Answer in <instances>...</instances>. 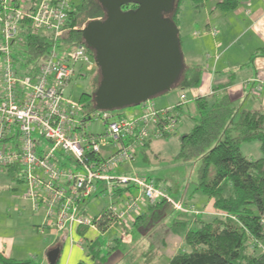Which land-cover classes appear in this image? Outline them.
<instances>
[{
	"label": "built area",
	"instance_id": "obj_1",
	"mask_svg": "<svg viewBox=\"0 0 264 264\" xmlns=\"http://www.w3.org/2000/svg\"><path fill=\"white\" fill-rule=\"evenodd\" d=\"M72 2L30 0L27 6L19 0H0V172L13 169L25 185L22 198L29 201L33 212L42 214L41 231L46 227L63 231L73 226L98 229L105 220L111 221L110 228L116 222L127 223L139 213L142 202L172 203L176 210L190 213L192 205L172 202L153 179L134 170L118 173L150 139L176 130L179 109L187 102L185 92L178 94L171 107L159 108L146 100L129 119L111 120L109 111H99L93 118L83 114L84 104L66 96L65 90L73 77L83 75L84 65L91 69L95 64L85 44L63 46L68 32L85 25H69ZM25 19L30 33L52 39L48 53L32 73L18 70L13 59L14 44L18 40L21 43L19 31ZM98 119L103 132L88 133L87 125ZM44 142L50 144L48 149L43 148ZM98 184L110 198L122 190L119 196L123 204L90 217L86 203L98 191Z\"/></svg>",
	"mask_w": 264,
	"mask_h": 264
},
{
	"label": "trees",
	"instance_id": "obj_2",
	"mask_svg": "<svg viewBox=\"0 0 264 264\" xmlns=\"http://www.w3.org/2000/svg\"><path fill=\"white\" fill-rule=\"evenodd\" d=\"M183 1L176 0L173 12L167 15L177 27ZM198 1L193 0L196 5ZM238 2L218 0L216 8L228 12L234 10ZM136 7L135 4H128L122 9ZM68 14L71 27L87 19L105 17L98 0H73ZM21 26V43L14 49L13 59L18 70L32 73L48 53L52 39L49 35L30 33L26 19ZM76 43L84 44L81 30L68 32L63 39V46ZM88 52L94 60L93 51L88 48ZM98 82L99 77L96 81L93 78V90L82 94L81 103L94 106L93 94ZM194 102L197 118L190 132L180 137L178 157L183 160L197 158L200 152L209 147L200 158L195 190L212 200L213 208L224 215L209 220L196 215L194 225L186 230L184 228L185 250L174 254L167 264H264V250L256 254L249 249V241L261 243L264 237V113L240 109L227 96L217 99L212 95L197 97ZM251 142L259 143L261 156L256 159H250L241 152V145ZM12 170L8 169L7 175L19 182ZM121 193L122 190H117V195ZM158 204L148 205L151 213L162 208L163 202ZM138 217L143 216L140 214ZM182 222L189 223L190 219ZM110 223L109 220L102 221L98 229L105 232ZM86 228H81V235ZM175 231L181 232L179 229ZM100 243L95 242L96 245ZM0 262L24 264L5 259L1 254Z\"/></svg>",
	"mask_w": 264,
	"mask_h": 264
},
{
	"label": "crops",
	"instance_id": "obj_3",
	"mask_svg": "<svg viewBox=\"0 0 264 264\" xmlns=\"http://www.w3.org/2000/svg\"><path fill=\"white\" fill-rule=\"evenodd\" d=\"M19 1L22 2V0ZM217 1L214 4H208L207 0H200L197 5L193 0L188 1L191 5L190 9L193 10L191 11V24L194 25L192 38L195 40L192 45L186 46V49L183 48V36L180 28L183 4L181 5L178 14V28L185 64V73L180 79L182 92H185L187 96V103L194 102L197 97L212 95L217 99L227 96L232 104L240 109L257 110L264 113V0H239L237 7L228 12L217 9ZM28 5L30 3H27ZM211 29H215V34L211 33ZM202 30H206V32L201 34ZM194 32L199 33L194 35ZM199 56L206 57L207 61L203 62ZM183 87H189L191 92H187ZM177 97V93L172 97L175 103ZM166 101L161 105H155L162 108L175 104L174 102L166 104ZM195 114L197 115V111ZM245 144H248V156L251 153L256 158L261 156L259 143L251 142L242 145L245 146ZM133 170L135 169L132 164H126L118 169V173L128 174ZM5 175L7 173L0 172V181ZM5 186L9 190L15 189L9 184ZM8 191L7 189L3 190L2 187L0 189V254L5 259L24 264H48L47 252L59 245L60 255L56 264H103L107 256L110 257L112 253L117 252L118 247L122 246L127 249L133 248V246L139 247L142 246L143 240L147 236L145 241L149 240L150 233L146 234L147 232L143 233L145 238L142 242L139 241V238L131 237V234H125V239L122 240V231L119 226L118 231L108 239L112 242L111 245L107 243L109 246L106 247V250H98L97 247L100 245H96L95 242L104 238L107 231L101 232L99 229L86 228L81 235L82 227L73 226L63 230L60 237V241L63 243L59 242L58 234L62 231H55L47 227L41 231L42 214L33 212L29 201L23 199L22 195L19 196L16 192ZM213 210L212 200L206 197L205 204L200 211L207 214L214 212ZM151 212L150 207L142 202L139 213L128 219L124 226L142 214L143 217L137 218L136 221L137 225H141ZM155 213L159 214L157 209H155ZM165 213L164 217L170 212ZM177 216L159 217L160 222L157 226L162 230V233H157L160 235L157 245L160 254L157 256V260L159 258L162 260H158L157 264H167L174 254L185 250L182 233L180 235L176 234L177 232L173 233L169 227L170 224L176 222ZM203 218L206 219V216ZM192 225H194L193 222ZM153 230L154 228L151 232ZM167 237L170 244L166 242ZM132 238V242L124 243ZM135 251H139L140 255L144 253L141 248L138 250L135 248ZM0 264L3 263L0 262Z\"/></svg>",
	"mask_w": 264,
	"mask_h": 264
},
{
	"label": "rangeland",
	"instance_id": "obj_4",
	"mask_svg": "<svg viewBox=\"0 0 264 264\" xmlns=\"http://www.w3.org/2000/svg\"><path fill=\"white\" fill-rule=\"evenodd\" d=\"M189 0H186L184 3H182V13L180 14V22H181V32L183 36V48L186 49V46L192 45L193 39L192 37V30L194 29V25L191 24V11L190 9L191 5L188 2ZM216 0H207L208 4H214ZM22 3L26 4L30 3V0H22ZM86 21L81 23L80 25H77L76 27L83 26ZM199 29V28H197ZM196 29V30H197ZM22 30V29H21ZM20 30V31H21ZM19 31V33H20ZM194 34V33H193ZM201 34H204L202 32ZM200 34V35H201ZM19 42V40H18ZM16 42L14 44V49L16 47H19V43ZM63 49V46H61ZM203 62H206V57H200ZM93 60V59H92ZM94 62V60H93ZM17 64V63H16ZM185 71L183 72L184 75ZM99 74L97 71V68H91L88 69L86 65L83 67V75L82 76H75L73 77L68 87L65 90L66 96L72 98L75 101H80V97L83 93H91L93 90V78L95 81L98 79ZM191 81V80H190ZM191 83V82H189ZM179 82L178 84L174 85V87L169 92L161 93L150 100L154 102L156 105H161L166 101V104H172L174 101L172 99L173 95L175 93L179 94L182 92V87ZM188 86V85H186ZM186 89V91L191 92L189 87H183ZM165 97V98H164ZM175 103V102H174ZM84 104V110L83 114L95 116L99 113V110L94 108V106H90L87 102L86 105ZM88 104V105H87ZM173 106V104H172ZM140 105L136 106H128L121 109H115L113 111H109L111 115H113L110 119L111 120H117L118 118H125L129 119L140 110ZM196 106L193 101H190L189 103H184L181 106V109H179V118L177 122L176 130L168 136H164L161 138H152L149 140L148 144L143 150H139L136 156L133 158L131 164L134 167V172H136L139 176L142 177H148L155 181L156 185L163 188L168 196L172 199V202L177 203H186L188 205H192L194 208L191 209L190 213H185L180 210H176L171 203L163 202L160 207L157 209L159 214L150 213L146 216L145 220L140 224H136L137 217L133 222L130 224L128 223L127 226H124L126 223H114V225L107 230V234L105 237L101 238L100 246L97 247L98 250L103 249L106 250L107 243H112L111 241H108L110 237L114 235L118 231V227L120 228V231H122L121 239L124 240L125 234H131V237L134 236L135 239L139 238V241L142 242L143 238H145V235L143 233L149 234V240L146 242L145 239L148 238V236L143 240L142 246L133 248H125L120 246V248H117L116 253H112L110 257L105 258V262L103 264H157L158 260H162V258H159L157 260V256L160 254L158 251L157 245L160 238V235L157 233H162V230L157 226L159 221V217L167 218L168 217H176L177 220L175 223L170 224V229H172L173 233L181 234L184 236V228L185 230L192 227L191 223L194 221L193 219L196 217V215H202L206 216V219L209 220L212 217L224 215L222 212L215 210L214 212H208L205 214V212L200 211L203 208V205L205 204L206 197L202 192L195 190L196 183H197V175L199 170V164H200V158L208 151L209 147H206L202 152L199 153L197 158H192L189 160H183L178 157L179 151H180V137L185 134L184 132H190L191 126L195 124V118H197V115L195 114ZM132 112V113H131ZM179 127V128H178ZM103 125L102 121L98 119L97 121H92L91 124L87 125V132L91 134H98L103 132ZM44 142L42 143V146L44 149H48L50 147V144ZM248 144L241 145V150L243 154H246L248 156ZM250 156V157H249ZM248 156L250 159H255V155L252 153ZM62 161L66 162L68 166H73V163L69 161V159H66L65 157H62ZM133 172V171H131ZM11 185V187H14V190H9L5 185ZM6 190L8 192H16L19 196L23 195L25 191V185L22 182H18L16 179H12L10 176H2V181H0V189ZM98 191L94 194H92L91 198L87 201L86 206V212L87 215L90 217H95L99 215L102 211L108 209L110 206H115L119 208L123 204V200L119 195H115L113 198H110L108 195L103 194L101 192V189L103 188V185L98 184ZM202 197V199H201ZM158 204V203H157ZM159 205V204H158ZM200 209V210H199ZM197 211L198 213H194ZM165 212H170L167 216L164 217L166 214ZM172 212V213H171ZM155 217V218H154ZM190 219L189 223L184 224V220ZM181 221V222H180ZM138 223V222H137ZM123 227V228H122ZM154 228V230L151 232V230ZM181 230L175 231V230ZM183 229V231H182ZM263 231H264V225H263ZM50 232V230H49ZM53 232V231H52ZM62 232L58 234L59 238L58 241L61 240ZM264 233V232H263ZM54 234V233H53ZM55 235V234H54ZM264 236V235H263ZM105 240V241H104ZM133 238L131 240H126L124 243L132 242ZM183 240V239H182ZM107 241V242H106ZM166 242L170 244V241L168 237L166 238ZM184 247L185 242L183 240ZM256 243V242H255ZM253 243L249 241V249L253 250L255 253H260L262 250H264V237L261 241V243ZM111 245V244H110ZM139 248L144 251L142 255L139 254ZM126 250V251H122ZM135 252V253H134ZM121 254V255H120ZM124 254V256H123Z\"/></svg>",
	"mask_w": 264,
	"mask_h": 264
},
{
	"label": "water",
	"instance_id": "obj_5",
	"mask_svg": "<svg viewBox=\"0 0 264 264\" xmlns=\"http://www.w3.org/2000/svg\"><path fill=\"white\" fill-rule=\"evenodd\" d=\"M176 0H98L104 19L88 20L81 29L94 54L99 82L94 108L113 111L136 106L169 92L180 82L185 64L179 28L167 16ZM135 4V9L122 6ZM58 246L47 252L56 264Z\"/></svg>",
	"mask_w": 264,
	"mask_h": 264
},
{
	"label": "bare ground",
	"instance_id": "obj_6",
	"mask_svg": "<svg viewBox=\"0 0 264 264\" xmlns=\"http://www.w3.org/2000/svg\"><path fill=\"white\" fill-rule=\"evenodd\" d=\"M11 173V172H10ZM12 180V179H11Z\"/></svg>",
	"mask_w": 264,
	"mask_h": 264
}]
</instances>
